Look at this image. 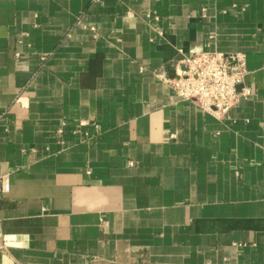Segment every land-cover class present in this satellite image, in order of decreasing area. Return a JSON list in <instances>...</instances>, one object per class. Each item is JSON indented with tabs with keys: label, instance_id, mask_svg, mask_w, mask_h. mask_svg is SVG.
<instances>
[{
	"label": "crops",
	"instance_id": "0c3cea01",
	"mask_svg": "<svg viewBox=\"0 0 264 264\" xmlns=\"http://www.w3.org/2000/svg\"><path fill=\"white\" fill-rule=\"evenodd\" d=\"M214 50L222 118L167 82ZM0 177V264H264V0H0Z\"/></svg>",
	"mask_w": 264,
	"mask_h": 264
},
{
	"label": "built area",
	"instance_id": "2783aa9c",
	"mask_svg": "<svg viewBox=\"0 0 264 264\" xmlns=\"http://www.w3.org/2000/svg\"><path fill=\"white\" fill-rule=\"evenodd\" d=\"M91 1L99 3L102 0ZM128 14L131 15L130 12ZM90 29L94 30L93 27ZM246 74L244 53L202 51L175 66L174 77L167 78V82L178 99L191 101L200 110L222 118L240 100H245L253 94L252 86L245 80ZM87 124L85 121L77 123L79 127ZM64 125L62 123L57 128L60 137L63 136ZM93 126L97 129V125ZM84 134L87 140L96 137V132L90 134L86 131ZM9 188L7 177H0V198ZM2 248L4 246L0 239V249Z\"/></svg>",
	"mask_w": 264,
	"mask_h": 264
},
{
	"label": "water",
	"instance_id": "95a60500",
	"mask_svg": "<svg viewBox=\"0 0 264 264\" xmlns=\"http://www.w3.org/2000/svg\"><path fill=\"white\" fill-rule=\"evenodd\" d=\"M172 77H174V70H172V74H171L170 78H172Z\"/></svg>",
	"mask_w": 264,
	"mask_h": 264
}]
</instances>
